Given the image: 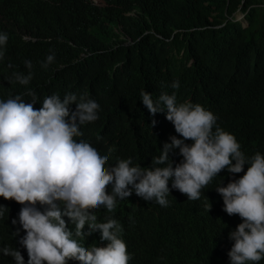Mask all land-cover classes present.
<instances>
[{
    "label": "trees",
    "instance_id": "1",
    "mask_svg": "<svg viewBox=\"0 0 264 264\" xmlns=\"http://www.w3.org/2000/svg\"><path fill=\"white\" fill-rule=\"evenodd\" d=\"M0 32L8 35L0 58V100L19 94L30 103L26 93L32 90L39 109L52 94L87 93L100 105L99 118L82 125L83 135L75 139L101 155L113 149L109 164L131 157L133 165L150 167L170 136L181 138L166 110L149 114L141 90L153 101L175 92L177 103L202 105L247 158L264 155V0H0ZM49 54L55 59L42 68ZM25 61L32 63V79L22 85L13 73L26 75ZM173 81L178 89L170 87ZM178 152L169 154L173 166L182 159ZM243 174L221 171L195 201L171 189L170 181L167 207L133 192L118 200L113 213L99 208L97 222L112 217L121 224L129 264H230L229 233L242 220L223 210L215 188ZM0 205V249L18 250L27 264L19 243L25 235L18 222L23 205L3 197ZM36 207L43 212L48 205ZM62 218L74 231V223ZM76 239L89 248L107 243L99 232ZM0 264L15 261L0 252Z\"/></svg>",
    "mask_w": 264,
    "mask_h": 264
},
{
    "label": "clouds",
    "instance_id": "2",
    "mask_svg": "<svg viewBox=\"0 0 264 264\" xmlns=\"http://www.w3.org/2000/svg\"><path fill=\"white\" fill-rule=\"evenodd\" d=\"M7 41V33L0 32V58ZM54 59V54H49L41 67L47 68ZM25 67L29 70L26 75L13 73L22 85L32 79L31 61H25ZM170 87L178 89L179 81ZM26 95L32 97L30 103L19 94L0 100V197L23 205L18 222L25 235L19 243L26 249L27 264H129L131 256L121 238V224L112 217L97 222L99 208L113 213L118 200L127 199L133 192L146 202L155 200L167 207L170 181L171 189L188 200H199L202 190L225 169L244 173L215 188L222 196L223 210L242 220L229 233L234 242L227 253L230 264L264 259V155L257 152L247 158L234 135L217 125L211 111L190 101L177 103L175 92L161 93L153 101L152 94L141 90L140 100L149 114L166 110V120L181 137L170 136L159 156L152 157L151 166L141 167L133 165L131 157L109 164L113 149L101 155L86 140L75 139L83 135L82 125L99 118L100 105L87 98V93L79 98L74 93L63 98L52 94L43 99L39 109L34 107L35 92L28 90ZM73 104L75 109L71 110ZM155 123L153 120L152 125ZM175 149L182 159L173 166L169 154ZM37 204L48 208L42 212ZM64 216L74 223V231ZM16 223L13 219L12 224ZM85 225L87 233L83 231ZM94 232L107 242L105 246L89 248L76 239ZM0 252L11 256L15 264H25L21 253L12 247Z\"/></svg>",
    "mask_w": 264,
    "mask_h": 264
},
{
    "label": "rangeland",
    "instance_id": "3",
    "mask_svg": "<svg viewBox=\"0 0 264 264\" xmlns=\"http://www.w3.org/2000/svg\"><path fill=\"white\" fill-rule=\"evenodd\" d=\"M237 20L238 21H241V22H244V20H243V16L242 15H238L237 16ZM245 26H247L246 24H244Z\"/></svg>",
    "mask_w": 264,
    "mask_h": 264
}]
</instances>
